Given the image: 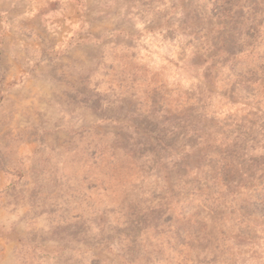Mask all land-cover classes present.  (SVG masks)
<instances>
[{
  "label": "rangeland",
  "instance_id": "374dc122",
  "mask_svg": "<svg viewBox=\"0 0 264 264\" xmlns=\"http://www.w3.org/2000/svg\"><path fill=\"white\" fill-rule=\"evenodd\" d=\"M0 264H264V0H0Z\"/></svg>",
  "mask_w": 264,
  "mask_h": 264
}]
</instances>
